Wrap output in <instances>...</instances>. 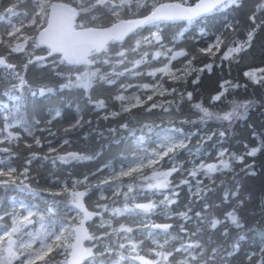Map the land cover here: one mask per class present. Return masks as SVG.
<instances>
[{
    "label": "trees",
    "instance_id": "1",
    "mask_svg": "<svg viewBox=\"0 0 264 264\" xmlns=\"http://www.w3.org/2000/svg\"><path fill=\"white\" fill-rule=\"evenodd\" d=\"M166 1L182 2L149 0V4ZM194 2L195 0H188V5ZM17 3L18 0H0L1 37L7 36L13 22H18L20 27L28 22L24 14L33 10L29 0L19 3L14 10L15 15L4 12L5 8ZM258 3L259 0H240L238 7L200 16L192 21L175 20L160 22L158 25L150 24L128 35L121 43L109 42L106 45L108 55L115 56L122 48L131 49L137 40H142L153 32H158L161 37L160 42H143L135 53H128L123 64L113 61L111 65H88L86 71L100 68L101 74H106L113 83L99 82L87 93L81 88L61 87L68 83L69 71L80 72L83 70L82 66L52 64L51 61L43 65L28 64L33 52L28 46L25 51L28 58L19 65L23 70L16 74L26 80L25 75L30 69L33 73L41 72L48 82L43 88L51 89L50 91L46 90L41 94L40 88L35 84L27 82L21 87L15 81L4 80L3 68L0 66V129L7 126L8 131L16 137L11 142L0 144V149H10L9 152L0 151V159L5 161L6 167L16 169L14 178L17 180L16 184L0 186V221L8 220L11 209L18 204L44 208L47 206L45 202L51 203L53 200L59 202L54 217L63 219L65 215L76 211L71 205V197L63 191L67 184L70 190L86 191L83 200L89 209L95 211L103 208L101 216L104 224L100 226L96 223L98 216L87 223L90 234L100 236L112 233L97 244L99 251H103L101 245H108L109 242L114 248L125 242L123 233L118 236L112 232L113 227L119 228L123 224L141 229L129 235L136 241L143 242L139 254L148 259H156L151 251L156 247L154 241L161 244L167 241L166 250L173 252V256L165 264H177L187 255L183 249L180 253L173 250L188 243L202 245V249L193 254L207 253L208 256H215V264H256L257 260L264 258V238L260 236L264 233V147H261L264 142V81L257 83L244 75L247 71L264 68V11L256 10ZM150 10L149 8L148 11ZM148 11L140 9L138 14H124L121 19L140 16ZM253 12H256L255 23L249 19ZM22 18L24 20L21 21ZM108 25L110 23L105 22V26ZM253 28L255 33L250 47L230 59H221L226 45H222L220 51L213 49L215 55L200 51L213 44L217 36L224 39L226 44L233 40H247V34ZM23 31L25 35L35 33L33 28H24ZM17 43H22V39L12 41L14 45ZM146 47L151 50L143 61L140 60L141 63L136 64L134 55L140 57ZM152 52L164 54L170 60V67L175 69L172 74L176 76H164V72L156 71L162 68L159 61L161 56L154 58ZM177 52L185 55L175 56L173 59ZM0 53L18 56L22 52L10 53L5 44H0ZM43 54L42 51L35 50V55ZM105 58L106 56H100L97 59L99 61ZM186 65L190 70L185 74L183 67ZM206 65H211V69ZM153 72L155 75H149ZM225 81L230 82L227 91L221 88ZM155 83H160V89L159 93L154 94L151 86ZM145 84L150 87L144 89ZM164 88L166 91H163ZM221 92H224L221 99L213 100ZM188 93H192L191 99L188 98ZM117 96H123L124 100L115 99ZM149 96L152 97L151 100H148ZM137 97L141 103H137ZM98 100L105 102L104 108L95 107ZM246 101L250 102L247 111L239 110L241 115L232 120L215 118L216 115L222 116L231 111L234 103ZM152 104L157 107L152 108ZM196 104L213 113V118L202 119L203 113L194 107ZM124 108L128 111H124ZM167 108L176 114L174 118H161V113L166 112ZM124 124L128 127L122 128L121 125ZM162 125H174L181 133L192 135L191 140L197 139L201 133L206 134V137L201 138L202 143L206 144L202 151L208 148V154L215 156L217 151L224 150L225 159L231 158L230 167L203 176L200 190L193 195L187 189L188 182H177L178 170L172 172L169 177L170 186L166 190L171 193L175 191L172 194L174 203L166 205L158 202L163 197L162 193L141 187L143 174L148 170L135 177L133 191L128 194L127 199L123 191L116 195L109 189L105 190L103 198H97L100 177L106 176L108 168L120 166L136 156L140 145L153 148ZM37 140L39 144L36 143ZM252 148L260 150L254 156H248L247 153ZM70 152L90 158L67 162L59 159ZM201 155L202 153L194 156L195 160L198 161ZM208 160L219 158L210 157ZM25 168L26 179L20 175ZM85 177L88 179L83 186L72 188L73 182L84 181ZM54 193L60 195L54 196ZM149 202L156 203L157 207L148 214L115 216L111 211L125 205L132 207ZM104 205L108 206V210L104 209ZM230 211H235L241 227L225 218V214ZM181 213H187V218ZM197 213L200 214L199 217ZM212 219L221 223L213 228ZM109 221L112 227H109ZM157 223H169L171 227L167 232L152 229L151 225ZM153 235H156V240L151 239ZM91 244V241L86 242L87 247ZM212 249H216L215 254ZM124 255L129 256L127 250ZM116 258L113 256L111 259ZM121 264H132V261L127 259L121 261Z\"/></svg>",
    "mask_w": 264,
    "mask_h": 264
},
{
    "label": "snow or ice",
    "instance_id": "2",
    "mask_svg": "<svg viewBox=\"0 0 264 264\" xmlns=\"http://www.w3.org/2000/svg\"><path fill=\"white\" fill-rule=\"evenodd\" d=\"M22 0H18L17 4L11 5L4 9L7 14L15 15V8L19 6ZM32 5V12L25 13V18L28 20L26 25L21 27H13L11 31L7 32V41L0 37V44H5L10 50V53L23 52L25 46L31 47L33 52L30 54L28 64H41L51 61L52 64L59 63L60 65H93L100 63L101 66L107 64L111 65L113 61L116 63L123 64L127 59L129 52L135 53L143 42L151 44L154 41L160 42L161 37L158 32H153L148 37H143L142 40H137L135 46L131 49H121L115 53V56L108 55V49L106 45L109 41H120L129 33H135V30L143 25H158L164 21H175V20H188L192 21L196 17L213 14L216 12H222L225 9L231 7H238L240 0H195V3L188 5V0H182L181 3H151L149 0H69V2H57L54 3L52 0H29ZM2 7V5H0ZM151 9L148 11V9ZM132 9H136L133 12ZM140 9L148 11L147 15H143L140 19L134 20H123L122 15H136ZM257 11H264V0H259L256 5ZM249 19L256 22V12H253ZM79 21V22H77ZM98 21L100 23H98ZM111 21H117L111 23ZM105 22H109L110 26H105ZM264 23V22H262ZM231 27V26H229ZM259 27V25H257ZM24 28H33L35 33L33 35H25ZM255 28L247 34V40L239 41L233 40L231 43H227L220 36H217L216 41L209 45L207 49H201V52H208L215 55L213 49L220 51L222 45H226V50L223 52L221 57L222 60L230 59L241 52L245 51L250 47ZM22 43H17L13 46L12 40H20ZM35 50H40L44 54L37 56ZM162 53H155L154 58L159 57ZM185 55L183 52H177L175 56ZM106 56L105 59L99 60L98 57ZM147 56V53H145ZM9 56L0 53V66H3L9 70H14L16 66L9 63ZM136 64L141 63L140 60L135 61ZM189 63H191L189 61ZM27 67V65L25 66ZM209 70L211 65H206ZM159 72H168V66L165 65L163 68L157 69ZM149 75H155V73H149ZM246 77H249L254 82L264 81V68L247 71L244 73ZM19 86L23 87L27 84V81L23 76H18ZM68 83L61 85V87H76L83 89L86 93L91 90L95 84L99 82H107L109 84L113 81L107 77L106 74H101L100 68L95 71L87 70L84 72L69 71L67 77ZM196 83V81H193ZM230 82L225 81L221 84V88L227 91V86ZM236 87V85H231ZM150 85H143L144 89H148ZM51 89L41 88L40 93L43 94L45 91ZM224 95V92L219 93L213 97V100H219ZM192 93H188V98L191 99ZM89 99L91 97L89 96ZM115 99L123 101V96H117ZM152 97L149 96L148 100ZM137 103H141L139 97H137ZM136 105H133L135 107ZM250 106V102L246 101L243 103H234L231 111L221 115H216V119L232 120L234 117L241 115L239 110L247 111ZM95 107L104 108L105 102L98 100L95 102ZM152 108H156V104L151 105ZM195 108L199 109L203 113L202 119H211L214 114L203 108L200 104L194 105ZM128 111L127 108L123 109ZM167 109H165L166 111ZM117 113H113L116 115ZM59 115V112H57ZM79 124V121H77ZM122 128H127L128 125H121ZM7 133V135H4ZM181 135L179 129L165 130L161 129L158 133L159 145L157 150L148 154L146 159L148 160L147 165L143 162L136 166L130 167L128 171H121L118 177H130L132 173L141 172L145 167H151L158 165L160 160L165 157L171 160L174 157L175 151L179 148H184L186 145L183 140L178 137ZM223 135V134H222ZM0 144L4 142H11L16 137L12 132L8 131V127L0 129ZM140 139H143L142 137ZM39 144V140L36 141ZM261 147H264L262 142ZM260 148H252L248 151V156H254ZM3 152H9V148L0 149ZM225 153L219 154L218 163H201L198 167L193 168L188 175L196 177L198 172H203L205 175H210L222 169H228L230 167L229 159H224ZM150 157H156L152 159ZM79 153H67L64 156H60L59 159L67 162L68 160H82L89 159ZM236 159L242 160L243 157H236ZM30 162V161H29ZM5 161L0 159V186H8L10 184H16L17 180L14 178L16 169L10 166L5 170ZM176 171L173 167L169 171L153 172L151 176H143L142 188L147 190H162L168 189L170 186L169 177L172 172ZM20 175L27 178V168ZM87 177L84 181L73 182L72 188L76 189L77 186H83ZM19 183L23 184V181ZM102 183H108L103 181ZM187 183V181H185ZM63 191L71 197V205L79 210L82 214V218L79 219L78 223L73 221L71 224L67 221H61L60 226L57 229L56 222L52 220V217L57 214L58 201L53 200L51 203H46V207L38 208V223L40 227L34 232L26 231L27 226L33 225V217L37 215L30 209L27 210V215H21L19 218H13L11 226L0 225V264H121V261L130 259L132 264H165L169 261V258L173 256V252L166 250L165 241L164 244L159 241H154L156 247L151 251L156 256L155 260L148 259L145 255H140L139 250L142 248V241H136L129 234L134 231H140V228H132L126 225H120L119 228H112V232L118 236L123 233V239L125 242L119 243L116 248L109 242L108 245H101L103 251L97 249V244L102 240L106 239L112 233L102 234L96 236L89 233L85 222L91 219L94 215H100L99 212H90L85 208L82 200L86 196V191L70 190L67 184L64 185ZM133 191L132 185L128 186V192L123 193L127 199L128 193ZM54 196L60 195V193H54ZM116 195H120L119 192ZM161 204L174 203L169 197H166ZM21 207H24L23 205ZM100 205H97L99 208ZM157 207L156 203L149 202L143 204H135L132 207L125 205L123 208H113L112 213L115 216H121L124 214H135L137 216L141 214H148ZM104 209L108 210V206L104 205ZM182 216L187 218V213H181ZM199 217L200 214L197 213ZM225 218L230 220L233 225L241 227L239 218L235 211H230L225 214ZM2 219V218H0ZM109 227H112L111 222H107ZM221 221L212 219L211 226L215 228ZM171 226L168 224H153L151 228L160 229L164 232ZM91 241L92 244L89 247L84 246V241ZM202 245L194 243H188L182 245L181 248L174 249L176 253H180L181 250L185 255L177 264H215V256H208L207 253L203 255H194L193 252H198L202 249ZM159 249V250H157ZM127 250L129 256L124 255V251ZM264 252V249H262ZM212 253H216V249H212ZM231 255V253H229ZM113 256L117 257L115 260L111 259ZM62 257V259H56ZM250 259H253L250 257ZM256 264H264V258L257 260Z\"/></svg>",
    "mask_w": 264,
    "mask_h": 264
},
{
    "label": "rangeland",
    "instance_id": "3",
    "mask_svg": "<svg viewBox=\"0 0 264 264\" xmlns=\"http://www.w3.org/2000/svg\"><path fill=\"white\" fill-rule=\"evenodd\" d=\"M24 20V18L21 19V21ZM18 22H13L12 26L10 27L9 31L12 30L13 27H20L19 24H17ZM28 22H25L24 24L26 25ZM1 37V36H0ZM3 39L5 41H7L9 38L5 35L3 37ZM13 42L15 40H12ZM216 41V38L214 39L213 43ZM14 46V44H13ZM149 50V47H146L145 50H143L142 55L139 57V55H134L135 56V61L137 60H141L143 61V59H145V53H147ZM25 51H26V46H25ZM23 51L21 54H19L18 56H10L9 58V63H12L16 66L15 70H9L3 66H1L3 68V78L6 81H15L17 84L19 83L18 80V76L16 73L22 72L23 67L19 66L21 65V61L22 60H26L28 58V53ZM151 55L155 56V52H152ZM161 59L159 60L161 62V67L163 68L165 65L168 66V69H170V71H168L169 74H172L173 72H175V69L170 67V60L167 57H164V54H161ZM87 66H82L83 70H80V72H84L86 71L85 68ZM31 71H29L26 75V81L28 83H32L35 84L36 86H38L40 89L43 88L44 86L47 85V79L44 78V76H42L41 72H35L33 73V70L30 69ZM190 70L189 66L186 65L183 67V72L186 74L188 73ZM172 76H176V74H172ZM161 118H167V119H171L174 118L176 116V114L173 112V110H171L170 108H167L166 112H162L161 113ZM158 123H161L159 120H156ZM161 129H165V130H172V129H177L174 125H162L159 128V132ZM158 132V133H159ZM158 133L157 136L155 138V145L153 148L147 147L145 145H140V151L138 152V154L136 156H134L131 159H128L124 162V164L120 165V166H116V167H109L107 170V174L105 177H100V190L98 191V193L96 194L97 198H103L104 194H105V190L109 189L114 193L123 191L124 193L128 192V186L132 185V187L134 186V179L135 177H137L138 175L142 174V172L147 171V173H144V175H148L151 176L153 172H159V171H166L169 169H172L173 167L176 168V170H178V176L176 177L178 180V183L181 182H185L187 181L189 184L187 186V189L189 191V193L191 195L195 194L196 191L200 190L201 187V179L203 176H205V174L203 172H198L196 177H191L188 175V173L193 170V168L198 167L201 163H218L219 160H208L210 157H217L219 158V154L221 152H223L224 150H219L217 151V154L210 156L208 154L209 149L206 148L204 151H202V149L204 147H206L205 143H202L201 138L206 137V134H200L199 137L197 139H193L191 140L192 135H188L185 133H181V135L178 137L179 139L183 140V143L186 145V147L184 148H179L175 151L174 157L169 160V158L165 157L164 159L160 160V163L158 165H154L151 167H145L141 172L138 173H132V175L130 177H118V174L121 171H128L130 167L136 166L137 164L143 162L147 165L148 160L146 159V157L148 156V154L152 153L154 150H157L158 145H159V140H158ZM3 137L0 136V139H2ZM202 153V155L199 157L198 161L195 160L194 156H199V154ZM152 159H155L156 157H150ZM225 159V157H224ZM185 161V162H184ZM5 170H7V167L5 168ZM103 181H108V183H102ZM79 191V190H78ZM85 191V190H84ZM156 192L162 193L163 197L161 199L158 200V202L160 203L161 201H164L166 197H169L171 200H174V197L172 194L175 193V191H173L172 193L166 189H162V190H156ZM129 194V193H128ZM84 199V198H83ZM44 201V200H43ZM50 203V202H47ZM142 204V203H140ZM161 204V203H160ZM24 207H21V206ZM73 207V206H72ZM26 209H30L31 211H33L34 213H37V209L38 207H35V205L32 204H18L16 207L12 208V213L9 215V219L5 220L4 222L0 221V225H7V226H11V222L13 218H19L21 215H27V210ZM76 210V209H75ZM95 210V209H94ZM103 210V208H100V210L96 209L95 211L100 213V216L98 217V220L96 221V223H98L100 226L102 224L105 223V221L103 220L102 216H101V211ZM168 213V212H167ZM38 213L36 216L33 217V225L32 226H27L26 231L28 232H34L36 229H38L40 227L39 223H38ZM81 218V214L76 210L71 212L70 215H65V217L62 219H57L54 216L52 217V220L56 222L57 225V229L60 226V222L61 221H67L68 223H72L71 220H74L78 223L79 219ZM144 219V215H142L141 220ZM7 221L9 223H7ZM145 225H147V223H145ZM171 234L168 235V237H170ZM260 236L262 238H264V233L260 234ZM152 240H156V235H153ZM262 245H264V240L262 241ZM156 246V245H155ZM15 264V262H14Z\"/></svg>",
    "mask_w": 264,
    "mask_h": 264
},
{
    "label": "water",
    "instance_id": "4",
    "mask_svg": "<svg viewBox=\"0 0 264 264\" xmlns=\"http://www.w3.org/2000/svg\"><path fill=\"white\" fill-rule=\"evenodd\" d=\"M52 2L57 3V2H62V1L53 0ZM65 3H67V2H65ZM161 3H180V2H176V1H166V2H160V3H157V5H158V4H161ZM194 3H195V2H194ZM194 3H192V4H194ZM192 4H190V5H192ZM147 14H148V12L145 13V14H143V15H147ZM143 15L136 16V17H132V18H128V19H123V20H134V19H140V18L143 17ZM196 18H197V17H196ZM115 22H117V21H114L113 23H115ZM149 25H150V24H149ZM108 26H110V25H108ZM146 26H148V25H143V26L137 28L136 30H138V29H140V28H144V27H146ZM106 27H107V26H106ZM136 30H135V31H136ZM130 34H132V33H129L128 35H130ZM128 35H127V36H128ZM127 36H125L124 39H125ZM124 39H123V40H124ZM123 40H120V41H112V42L121 43ZM109 42H111V41H109ZM109 42H108V43H109ZM75 66H83V65H75ZM82 202H83L85 208L88 209V211H90V212H97V211H93V210L89 209V208L86 206L84 200H82ZM75 209H76V208H75ZM76 210L79 212L78 209H76ZM95 216H99V215H94L93 217H95ZM93 217H92V218H93ZM81 218H82V217H81ZM81 218H80V219H81ZM92 218H91V219H92ZM91 219H89L88 221L85 222V227H87V223L90 222ZM157 224H160V225L168 224V225H170L169 223H157ZM87 228H88V227H87ZM152 229H153V228H152ZM154 230H160V229H154ZM86 242H87V240H85V241L83 242L85 247H87V246H86Z\"/></svg>",
    "mask_w": 264,
    "mask_h": 264
},
{
    "label": "built area",
    "instance_id": "5",
    "mask_svg": "<svg viewBox=\"0 0 264 264\" xmlns=\"http://www.w3.org/2000/svg\"><path fill=\"white\" fill-rule=\"evenodd\" d=\"M209 45H211V44H209ZM180 74H183V72H181ZM166 75H169V74H166ZM160 83H155L154 85H153V93L155 94V93H159V89H160ZM163 91H166V89L164 88L163 89Z\"/></svg>",
    "mask_w": 264,
    "mask_h": 264
}]
</instances>
